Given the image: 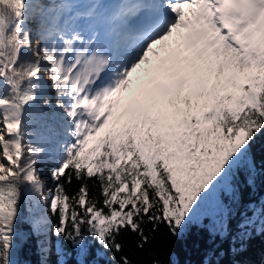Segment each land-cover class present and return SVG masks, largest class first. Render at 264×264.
<instances>
[{"label":"snow or ice","instance_id":"1","mask_svg":"<svg viewBox=\"0 0 264 264\" xmlns=\"http://www.w3.org/2000/svg\"><path fill=\"white\" fill-rule=\"evenodd\" d=\"M261 134L264 0H0L2 264H14L22 199L42 252L52 231L80 264L86 234L121 251L125 230L149 242L145 224L180 235L208 219L225 231L224 197L242 171L253 179ZM73 179L69 195L61 181Z\"/></svg>","mask_w":264,"mask_h":264},{"label":"trees","instance_id":"2","mask_svg":"<svg viewBox=\"0 0 264 264\" xmlns=\"http://www.w3.org/2000/svg\"><path fill=\"white\" fill-rule=\"evenodd\" d=\"M50 111V110H48ZM50 122V121H48ZM39 127V123L37 124ZM256 163L255 175L249 181L248 175L241 172L235 178L237 191L233 196H225L224 203L230 210L226 217V230H219L213 226L211 220L201 223H189L180 235H173L165 223H160L154 232L148 231L150 224H145L146 234L150 240L143 248L138 247L140 238L130 230L123 231L116 238L122 244V250L105 249L91 235L86 234L85 244L88 246V255L84 264H121V258L127 256L131 264H153L161 261L162 264H264V231H260V220H264V134L259 135L251 149ZM55 165L51 162L39 164L41 179L45 182L46 190L55 189L56 181L51 175ZM69 195L75 194L81 181L73 179L71 184L61 181ZM91 194L100 197L98 184L89 181ZM51 197H48L50 201ZM27 201L22 199L19 204V215L15 222L16 238L12 250L14 264H59L61 257L57 254V245L64 251L65 264H80L77 257L78 249L71 241L63 236L57 238L54 232H49L51 247L48 252H42L40 241L32 226L24 220L21 214L25 212ZM44 211L50 220V228L54 229L58 217L53 215L45 205ZM30 212L35 213L30 208ZM256 225H242L246 218L256 219ZM23 229V236L19 229ZM247 235L244 236V233Z\"/></svg>","mask_w":264,"mask_h":264},{"label":"rangeland","instance_id":"3","mask_svg":"<svg viewBox=\"0 0 264 264\" xmlns=\"http://www.w3.org/2000/svg\"><path fill=\"white\" fill-rule=\"evenodd\" d=\"M32 39H33V41H35L36 40V36L33 35ZM45 67H47V65H45ZM42 75H43V79L46 80V81H48V83H49V90H50L52 96L55 97V92L51 89V82L49 81L47 74L46 73H42ZM25 208H26L25 212H23L21 214V216L23 218V221H21V223H23L24 220H26L32 226V224H31V217L34 215V213L30 212V208L31 207H30V204H29L28 201H27V203L25 205ZM23 232H24V230L22 228L19 229L20 235H22ZM0 264H2V258H0Z\"/></svg>","mask_w":264,"mask_h":264}]
</instances>
